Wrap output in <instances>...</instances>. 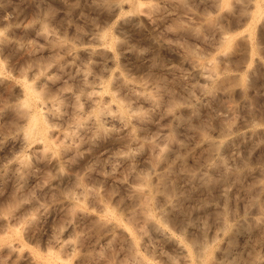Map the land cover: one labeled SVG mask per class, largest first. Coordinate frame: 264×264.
<instances>
[{
	"label": "rangeland",
	"instance_id": "obj_1",
	"mask_svg": "<svg viewBox=\"0 0 264 264\" xmlns=\"http://www.w3.org/2000/svg\"><path fill=\"white\" fill-rule=\"evenodd\" d=\"M0 69V264H264V0H0Z\"/></svg>",
	"mask_w": 264,
	"mask_h": 264
},
{
	"label": "bare ground",
	"instance_id": "obj_2",
	"mask_svg": "<svg viewBox=\"0 0 264 264\" xmlns=\"http://www.w3.org/2000/svg\"><path fill=\"white\" fill-rule=\"evenodd\" d=\"M1 70V69H0ZM23 81V80H22ZM2 83V82H1ZM5 83V82H4ZM24 87H23V89L22 90H24L23 91V93H22V95H24L23 97L24 98H21L20 100V103H19V108H18V110H17V108H16V110H17V113L18 112H21V114H23V116L25 115L26 117H27V124L24 126V135L25 136H28V137H34L35 135H37V134H40L41 136H44L45 135V132H46V130H45V124H47L46 122V120L45 119H42L43 117V115H42V113H41V111L38 109V107H37V105L35 104V100L37 101V97L38 96H41V95H45V94H42L41 93V95L38 93L39 91L38 90H36V88L37 87H35L34 85H31V83L29 84V82H26L25 80H24ZM34 86V87H33ZM7 87V86H6ZM40 88V87H39ZM47 92V91H46ZM44 93V92H43ZM49 94V93H48ZM47 94V95H48ZM49 96V95H48ZM47 97V96H46ZM37 98V99H36ZM41 98H42V96H41ZM40 98V99H41ZM1 99V98H0ZM44 99V98H43ZM2 101V100H1ZM16 105V104H15ZM12 107H14V106H12ZM120 107V106H119ZM123 111V110H122ZM194 116V115H193ZM180 118H178V120H179ZM45 120V121H44ZM181 121V120H180ZM179 121V122H180ZM15 124V123H14ZM13 124V125H14ZM12 125V124H11ZM3 127V126H2ZM100 129V128H99ZM101 131H102V129H101ZM1 132V131H0ZM202 136V135H201ZM27 137V138H28ZM203 137V136H202ZM205 137V136H204ZM39 138V137H38ZM103 138V137H102ZM173 138V137H172ZM171 138V139H172ZM205 139V138H204ZM207 140V139H206ZM209 141V140H208ZM207 142V141H206ZM46 143V142H45ZM210 145H211V143H210ZM213 147H214V145H213ZM215 147H218V144H216V146ZM164 176H166V175H164ZM163 175L162 176H160V179H159V185L162 187V188H166V190H168V192H169V194L168 195H170V192H173V190L175 189V187H174V185H175V183L174 184H171V185H168V183H166L165 181H167V179L166 180H164L165 179V177H164ZM164 177V178H163ZM146 179H148V178H146ZM146 179H145V177H144V179L143 180H145V182H146ZM149 182V181H148ZM168 185V186H167ZM144 191V190H143ZM148 191L149 192H151V191H153V189H152V187L151 188H148ZM13 195V194H12ZM140 197H143V196H141L140 195ZM148 197V196H147ZM143 198H141V200H142ZM11 199H9V201H10ZM149 200V199H148ZM144 201V200H143ZM14 202H15V200H14ZM144 203V202H143ZM15 204V203H14ZM143 205V204H142ZM143 207V206H142ZM146 206H144V209H146L145 208ZM143 209V208H142ZM149 209H146V211H148ZM145 214V213H144ZM149 214V213H148ZM148 214L146 213V215L148 216ZM146 216V217H147ZM145 217V216H144ZM149 217V216H148ZM206 251H208V249L206 250ZM205 251V252H206ZM207 253H209V252H207ZM208 257H209V255H207ZM205 257V256H204ZM208 257L207 258H205V260L203 261V263L208 259ZM54 258V257H53ZM55 259V258H54ZM58 259H56V261H57ZM46 261H47V259H46ZM55 261V262H56ZM55 262H54V264H55ZM66 262V261H65ZM64 261H63V264H67V263H65ZM206 263V262H205ZM58 264V263H57Z\"/></svg>",
	"mask_w": 264,
	"mask_h": 264
}]
</instances>
